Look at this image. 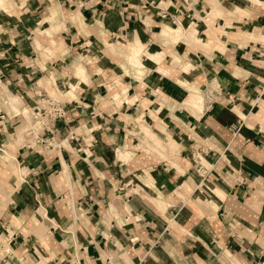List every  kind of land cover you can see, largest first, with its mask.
Returning a JSON list of instances; mask_svg holds the SVG:
<instances>
[{
	"label": "crops",
	"instance_id": "1",
	"mask_svg": "<svg viewBox=\"0 0 264 264\" xmlns=\"http://www.w3.org/2000/svg\"><path fill=\"white\" fill-rule=\"evenodd\" d=\"M109 2L0 3V264H264V0ZM66 88L57 147L18 140Z\"/></svg>",
	"mask_w": 264,
	"mask_h": 264
},
{
	"label": "rangeland",
	"instance_id": "2",
	"mask_svg": "<svg viewBox=\"0 0 264 264\" xmlns=\"http://www.w3.org/2000/svg\"><path fill=\"white\" fill-rule=\"evenodd\" d=\"M4 0H0V3H2ZM9 1H12V0H9ZM248 1H253V0H248ZM261 3V2H260ZM235 9H238V8H235ZM239 10V9H238ZM240 11V10H239ZM212 12H209V15H212L211 14ZM242 13V12H241ZM240 13V14H241ZM47 19H52V17L49 15V18ZM87 27V26H85ZM174 27V26H173ZM177 28V27H176ZM175 28V29H176ZM161 31V30H160ZM191 32V31H190ZM245 35H248V37H252L250 33H245ZM174 37V36H172ZM176 39H180V38H175L173 40H176ZM194 36H192V38H190V41L191 40H194ZM252 39H255L252 37ZM260 40L264 41V38L261 39L259 38ZM128 45V44H127ZM127 49V47H126ZM139 51V50H138ZM137 53H134L132 54L131 56L133 57V59H137ZM208 87L206 88L207 91H209V94H210V97L212 98L213 95L216 93V91H218V88L217 86L214 85V83L212 81H210L208 83ZM211 86V88H209ZM213 86V87H212ZM195 89L196 92L200 93V97H202V94L200 91H198L195 87H193ZM50 95H53L54 97H56L58 100H61V95H70L72 94L71 90H69V88H66V92H62L60 93V91H52L49 93ZM190 96V94H189ZM113 100L116 102V103H119V101L121 100V95L120 93H116L115 95L112 96ZM115 98V99H114ZM10 105L12 107H14L11 103ZM202 111V109L200 110V112ZM20 113V111H18ZM16 112V113H18ZM27 112H28V108L25 106V108L22 109V112L23 115H25V117L27 118ZM15 122H14V125H16L15 127V130H16V138L18 140H22V141H25L24 143L26 144L27 142L28 143H31V145L33 147H35L36 149H39L41 150L42 149V146L41 144H37V143H32V141L30 139H27V137L25 136V133L23 132V129H24V126H25V122L18 116H15ZM138 128L141 130L142 134H140ZM137 130L139 132V136H137L139 139V143L137 144V147L136 149L137 150H142V153L147 155V154H151V153H156L160 158H163L165 159L167 156L166 154H173V152H171L173 149H174V144L171 140H167L168 139V136H166L165 138L161 137L159 134H157V132L153 131L149 126H147L146 124L144 123H138L137 124ZM89 140H90V137H89ZM48 141H53L55 142L54 143V146H57L58 144L56 143V141L53 139V140H47ZM46 142V141H45ZM34 144V145H33ZM44 146L43 147H47L46 146V143L43 144ZM177 146V145H176ZM176 148V147H175ZM9 158V157H8ZM7 159V158H6ZM9 162H8V166H9V169L10 171L13 173L14 170H15V173L13 174V176L15 177L16 180H18L20 178V172H19V169L16 167L15 163L12 162L9 158ZM4 185V184H3ZM4 188V187H3ZM204 188H207L208 187L206 185H204ZM4 190V189H3ZM209 190V189H208ZM213 190V189H212ZM215 191V190H214ZM69 207H71L72 203L68 204ZM73 206V205H72ZM1 207V205H0ZM159 207H161L159 205ZM76 208V216L80 215L82 212L80 210V207L78 205L75 206ZM76 219V218H75ZM71 225V224H70ZM5 242V241H4ZM2 248H0V253H2L1 250ZM123 257V256H122ZM113 261V260H112ZM126 261V260H125ZM115 264H123L120 263V260H119V263H116L114 261ZM127 263V262H126Z\"/></svg>",
	"mask_w": 264,
	"mask_h": 264
},
{
	"label": "built area",
	"instance_id": "3",
	"mask_svg": "<svg viewBox=\"0 0 264 264\" xmlns=\"http://www.w3.org/2000/svg\"><path fill=\"white\" fill-rule=\"evenodd\" d=\"M109 3H114L119 10H121L122 5H125L131 0H108ZM150 4V3H145ZM67 113V105L58 100L56 97L50 94H41L37 97L32 106L28 108L27 118L23 116L21 113H15L14 116H18L25 122V126L23 132L27 139H30L32 143L41 144L45 142V140L52 139L53 131H54V122L63 121L65 115ZM242 125V121L237 119L235 122L230 123L228 125V130L231 135L234 136L240 126ZM72 137V136H71ZM33 144V145H34ZM29 147V144H26ZM47 147H52L49 143L46 144ZM197 171L200 170V175H205L204 170H202V166L198 164Z\"/></svg>",
	"mask_w": 264,
	"mask_h": 264
},
{
	"label": "bare ground",
	"instance_id": "4",
	"mask_svg": "<svg viewBox=\"0 0 264 264\" xmlns=\"http://www.w3.org/2000/svg\"><path fill=\"white\" fill-rule=\"evenodd\" d=\"M184 29H183V27L181 26V25H178L177 26V28L176 29H171V28H168V27H164L163 28V30H162V36H164V37H168L170 34H171V32H173V31H183ZM187 32H190V30H187V29H185ZM183 35V34H182ZM185 38L187 39V37L185 36ZM132 54V53H131ZM115 99V98H114ZM202 103V102H201ZM201 105V104H200ZM206 107V106H205ZM48 140V139H47ZM47 140H45L46 142H44V143H46V144H50L52 147H57V146H54V143L55 142H53V141H48L47 142ZM167 140H170V139H167ZM44 143H42V147L44 146L43 144ZM30 145H31V143H29ZM15 173V170H14V172H13V174ZM65 173V172H64ZM121 188V187H120ZM4 188H3V185L0 183V193H3L4 192V190H3ZM74 207V206H73ZM75 213V212H74ZM0 244H2L1 246H2V251H4L5 250V242H4V240H3V238H1L0 237Z\"/></svg>",
	"mask_w": 264,
	"mask_h": 264
}]
</instances>
